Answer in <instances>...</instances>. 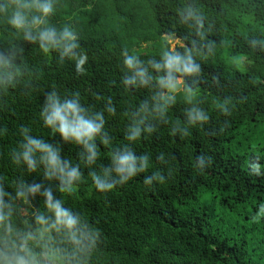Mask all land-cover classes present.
I'll use <instances>...</instances> for the list:
<instances>
[{
	"label": "trees",
	"instance_id": "trees-1",
	"mask_svg": "<svg viewBox=\"0 0 264 264\" xmlns=\"http://www.w3.org/2000/svg\"><path fill=\"white\" fill-rule=\"evenodd\" d=\"M53 3L49 24L76 29V52L88 55L84 74H77L74 61L60 62L57 52L42 53L0 14V62H7L0 68V201L6 216L11 211V231L0 229V253L7 251L9 236L17 248L30 237L28 247L41 264H57L46 253L72 250L64 230L52 227L56 217L45 206L50 189L53 201L61 199L79 216L82 244H91L95 229L100 231L88 264H264V0ZM8 4L0 0V7ZM21 11L29 22L37 14ZM172 38L178 39L174 48ZM124 49L138 55L143 83L137 78L125 87L135 70L124 67ZM165 54L191 56L199 72L173 70L177 87L162 84L169 78ZM53 91L61 102L79 92L86 118L102 113L104 129L91 141L98 153L94 161L83 144L64 141L45 126L40 114ZM198 113L209 119L202 123ZM23 127L30 138L51 145L69 171L78 167L82 178L72 182L74 193L59 191L57 169L47 178L48 167L39 161L44 153L37 151L35 171L13 163L12 153L26 143ZM136 128L140 138L127 139ZM129 150L137 169L145 156L148 167L111 191H99L91 173L119 181L115 161ZM257 163L259 175L251 166ZM39 215L46 224L37 223Z\"/></svg>",
	"mask_w": 264,
	"mask_h": 264
},
{
	"label": "clouds",
	"instance_id": "clouds-1",
	"mask_svg": "<svg viewBox=\"0 0 264 264\" xmlns=\"http://www.w3.org/2000/svg\"><path fill=\"white\" fill-rule=\"evenodd\" d=\"M58 0H56V3ZM15 5L16 7H12ZM21 9H27L28 11H35L36 15L31 17L29 22L28 16L21 11ZM56 12V5L53 0H9V4L0 7V14H6L5 20L7 25L11 29H14L17 33L23 32L24 39L30 41L32 44H39V48L44 54H49L53 51L59 54L60 62H64L65 59L75 62V69L77 74H84L85 65L88 62V55L86 52H76V49L80 48V43L77 41L78 33L76 29L70 25H64L62 30L57 29L55 26L49 24V18ZM43 26V27H42ZM201 22V27H202ZM36 31V35L31 33ZM264 35V33H262ZM247 42V41H246ZM255 46L253 41L252 47ZM264 50V49H262ZM123 57V65L128 70H135V75L124 80V85L127 87L129 84L135 85L137 78L140 82H144L145 70L140 66L138 55L135 53L129 54L127 49L121 52ZM164 67L169 72V78L167 81L161 80L162 84L175 89L176 84L172 82L171 73L173 70L182 72L184 75H193L199 72V66H194V62L191 56L187 59H183L179 55L165 54ZM7 66V62H0V68ZM157 70H160V65H155ZM12 76H8V82H11ZM0 80V83H3ZM191 92V89H187ZM111 103V100H108ZM109 114L114 115V110L108 109ZM41 118L46 127H49L53 132L58 133L64 141L72 140L76 144H83L87 150L91 153L88 157L89 161H94L98 153L95 150V145L91 143L98 134H100L105 126V120L102 118V113H97L95 118H86L85 109L80 103V93L77 92L75 97L71 100L65 99L61 102L60 95L56 91L46 96L45 102L42 106ZM196 119L206 122L209 117L203 113H198ZM26 143L19 147L23 150L21 152L12 153V161L14 164L20 165L21 161L27 165L29 171H35L37 168V161L34 159L37 151L44 153L39 157V161L42 164H46L48 171L46 172L47 178H51L52 169H57L61 178V186L59 191L67 194H72L76 191L73 181H80L82 173L78 167H72L69 171V165L62 163L59 154L52 148L51 145L45 143L41 139L30 138L28 133L29 128L23 127L20 129ZM151 131V130H149ZM140 138L139 128L131 130V134L127 137L129 140L136 141ZM104 144H107V140L101 137ZM143 163L140 168L136 167V158L129 150L120 155L116 160V174L120 177L119 181L108 182L107 180H101L100 176L95 172L91 173L92 180L95 187L101 192H107L113 190L117 185H123L127 183L131 177L135 176L137 171H144L147 167V157H142ZM115 160V157H114ZM259 175V163L251 165ZM105 174H108V170H105ZM156 179L159 182H163L164 178L160 174H156ZM151 178L144 181L145 184H151ZM39 190V185L32 186L30 191L35 193ZM4 195L0 191V196ZM17 198H24L22 192H17ZM46 208L49 211L54 212L56 221L52 225L53 228L58 230L62 228L64 230L66 241L72 246V250L69 252L67 248H58L55 252L46 253L48 259H52L57 264H88V261L96 251L95 237L101 236L98 229H95V237L92 239V243L89 245L82 244L81 235H78L77 224L79 223V216L73 215V213L63 207V201L57 199L53 201L51 190L45 191ZM3 202L0 201V229L5 231H11L10 225L6 223L8 217L11 216V211L7 216L3 212ZM261 210L264 211V204H261ZM259 213L257 214V216ZM253 219H256L254 217ZM37 223L44 225L47 223L43 215L36 217ZM30 237H25L17 248L16 241L11 236L7 238L6 248L7 251L0 253L3 257L5 264H41V261L37 259V254L28 247V240Z\"/></svg>",
	"mask_w": 264,
	"mask_h": 264
},
{
	"label": "rangeland",
	"instance_id": "rangeland-1",
	"mask_svg": "<svg viewBox=\"0 0 264 264\" xmlns=\"http://www.w3.org/2000/svg\"><path fill=\"white\" fill-rule=\"evenodd\" d=\"M170 42H171V47L174 48L175 45L178 43V39L176 38H172L170 39ZM181 78L177 79L176 83H180L181 84Z\"/></svg>",
	"mask_w": 264,
	"mask_h": 264
}]
</instances>
